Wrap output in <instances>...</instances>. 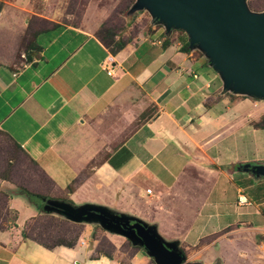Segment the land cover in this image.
Here are the masks:
<instances>
[{"label": "crops", "instance_id": "1", "mask_svg": "<svg viewBox=\"0 0 264 264\" xmlns=\"http://www.w3.org/2000/svg\"><path fill=\"white\" fill-rule=\"evenodd\" d=\"M0 3V132L47 185L35 194L143 220L188 263L264 264V220L254 226L264 178L245 171L264 165V107L223 93L214 70L196 68L201 59L154 22L152 39L115 53L87 29L53 25L18 65L4 53L28 27V1ZM18 188L0 175V264H155L115 234L110 251L98 249L83 233L93 224L49 213ZM45 220L65 235L58 227L41 240L31 227Z\"/></svg>", "mask_w": 264, "mask_h": 264}, {"label": "water", "instance_id": "2", "mask_svg": "<svg viewBox=\"0 0 264 264\" xmlns=\"http://www.w3.org/2000/svg\"><path fill=\"white\" fill-rule=\"evenodd\" d=\"M146 11L165 29L184 31L190 49H198L223 83V93L246 96L264 103V11L253 12L247 0H137L131 13ZM264 178V165L245 166ZM44 210L77 224H96L142 248L155 264L188 263L178 242L165 241L155 226L93 205L41 199Z\"/></svg>", "mask_w": 264, "mask_h": 264}, {"label": "rangeland", "instance_id": "3", "mask_svg": "<svg viewBox=\"0 0 264 264\" xmlns=\"http://www.w3.org/2000/svg\"><path fill=\"white\" fill-rule=\"evenodd\" d=\"M8 1L12 2L13 0ZM27 1L29 11L27 12L28 15L26 14L25 20L28 21V27L25 33L21 36V39L18 38L17 35L11 36L9 38L8 43L10 45H13V47L7 50L9 51L8 54L4 53V57H8L9 59L11 58L13 62H16V64L18 65H21V61L24 59L22 58L24 53H27L32 48V41L35 33L53 25L59 24L87 29L88 31L92 32L101 42H103L112 52L116 51L122 44L126 42H132L134 40L136 42H142L146 39H152L151 37L156 33L152 29L153 26L151 25V23L153 21L148 12L138 11L135 13H131V10L137 0ZM247 4L249 9L253 12L264 11V0H247ZM1 7L2 5L0 3V9ZM160 27L158 26L156 28L160 29ZM160 37H163V33ZM171 38H173L175 42L188 40V36L184 31L176 30L173 31ZM193 52L194 58L201 59L199 60L196 68H211L209 66L208 59L201 51L195 49L193 50ZM202 65H204L205 67H202ZM238 97L249 98L242 95ZM249 99H251L254 103L260 104V109L261 107H264V103L260 102L259 100L253 99L251 97ZM259 143L260 140L258 144ZM252 165L254 166L257 164ZM0 175L10 177L11 182L15 185H19L20 187H24L25 189L33 192H45L44 189L47 187V185L32 169L30 164L24 159V157H22L19 149H17L15 145L1 132ZM261 189L259 190V188L254 187V196H262L263 191ZM244 219H246L245 216L240 218V220ZM261 220H264V218L261 216L256 217L254 219V226L258 225ZM143 222L149 226H152L145 221ZM93 225V227L84 225L83 233L87 230L90 238L96 241L95 243L97 244L98 249L103 251H110L108 249L110 248L108 242H112L111 240L115 237L110 236V233H107L99 225ZM58 227H60L61 232L65 235L66 232L64 231L63 227L60 225L57 226V222L46 220L43 223L42 221H38V223L36 224L33 223L31 231H34V233H36L41 240H44L47 243H52L53 240L57 238L56 229H58ZM74 234H76L75 229L72 230L68 235L69 237H71ZM114 240L120 242V244L123 243L122 238ZM219 248L220 246L214 247L211 252L219 251ZM205 260L206 259L204 258L202 262H197L196 264H204Z\"/></svg>", "mask_w": 264, "mask_h": 264}, {"label": "trees", "instance_id": "4", "mask_svg": "<svg viewBox=\"0 0 264 264\" xmlns=\"http://www.w3.org/2000/svg\"><path fill=\"white\" fill-rule=\"evenodd\" d=\"M54 26H61V25H54ZM182 42H183V47L181 48V50H183L184 52H190V46H189V42H188V40L187 41H185V40H182ZM171 42H170V39H166V41L164 42V44H163V46H168L169 44H170ZM124 45H125V43L124 44H122L117 50H119V49H121V48H123L124 47ZM116 50V51H117ZM116 51H114L113 53H115ZM17 149H19V147H17V146H15ZM19 151H20V149H19ZM3 176V175H2ZM4 178H8V176H3ZM19 190H21V191H24V193H26V195L27 196H30V197H37V198H41V199H46V200H48L45 196H41L40 194H35L33 191H30V190H27V189H25L24 187H20L19 186V188H18ZM1 215H2V213L0 212V218H1Z\"/></svg>", "mask_w": 264, "mask_h": 264}, {"label": "built area", "instance_id": "5", "mask_svg": "<svg viewBox=\"0 0 264 264\" xmlns=\"http://www.w3.org/2000/svg\"><path fill=\"white\" fill-rule=\"evenodd\" d=\"M108 74H111V72H108ZM148 193L151 194V190H148ZM239 204H240L241 206H245V205H248L249 203H248V201H247V198H246L245 196L241 195V196L239 197Z\"/></svg>", "mask_w": 264, "mask_h": 264}]
</instances>
